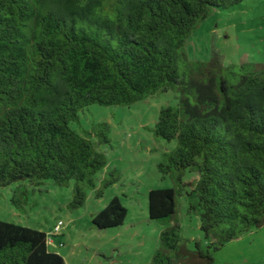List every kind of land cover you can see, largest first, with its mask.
Returning <instances> with one entry per match:
<instances>
[{"label": "trees", "instance_id": "16d2710c", "mask_svg": "<svg viewBox=\"0 0 264 264\" xmlns=\"http://www.w3.org/2000/svg\"><path fill=\"white\" fill-rule=\"evenodd\" d=\"M243 0H0V187L18 183L22 210L49 180L72 188L70 209L87 190L117 177L99 146L108 125L70 127L92 104L129 106L173 91L153 134L176 145L158 164L174 183L148 192V218L165 225L148 264H214L213 252L264 224V63L225 65L218 54L191 60L187 38L216 8ZM195 176L183 180L186 171ZM189 191H186V189ZM194 197L206 244L180 234L177 197ZM117 197L96 213L98 229L121 226ZM42 230L0 220V264H66Z\"/></svg>", "mask_w": 264, "mask_h": 264}, {"label": "rangeland", "instance_id": "374dc122", "mask_svg": "<svg viewBox=\"0 0 264 264\" xmlns=\"http://www.w3.org/2000/svg\"><path fill=\"white\" fill-rule=\"evenodd\" d=\"M185 52L189 59L208 60L213 53L225 65L240 62L264 63V0H243L229 8H216L202 20L187 38ZM176 93L167 91L129 106L89 105L80 112V120L70 127L82 133L98 123L108 125V142L99 146L107 158L106 167L96 175V183L117 177L102 190H87L84 204L70 209L72 188L57 187L45 181L29 195V205L22 210L10 202L18 183L0 187V220L46 232L52 240L50 250L66 264H148L159 247V235L165 225L148 218V192L174 186L158 169L165 153L176 145L153 134L154 123L162 107L176 102ZM195 175H183L188 181ZM186 191H189L187 188ZM117 197L127 210L121 226L98 229L92 223L96 213ZM194 197H177L180 234L193 248V241L206 244L199 230ZM61 221L58 234L54 227ZM214 264H264V224L251 228L213 252Z\"/></svg>", "mask_w": 264, "mask_h": 264}, {"label": "built area", "instance_id": "2783aa9c", "mask_svg": "<svg viewBox=\"0 0 264 264\" xmlns=\"http://www.w3.org/2000/svg\"><path fill=\"white\" fill-rule=\"evenodd\" d=\"M61 225H62V222L59 221V222L57 223V225L54 227V232H53V234H58V231H59V228H60ZM48 242H49V244H51L52 240H51L50 238H48Z\"/></svg>", "mask_w": 264, "mask_h": 264}]
</instances>
